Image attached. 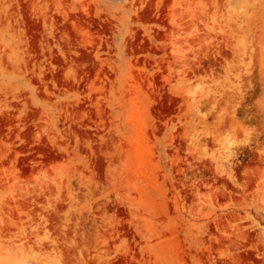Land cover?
<instances>
[{"label":"rangeland","instance_id":"rangeland-1","mask_svg":"<svg viewBox=\"0 0 264 264\" xmlns=\"http://www.w3.org/2000/svg\"><path fill=\"white\" fill-rule=\"evenodd\" d=\"M0 264H264V0H0Z\"/></svg>","mask_w":264,"mask_h":264}]
</instances>
